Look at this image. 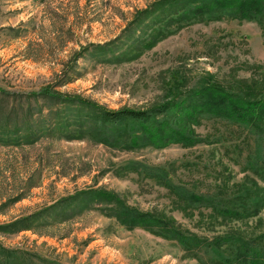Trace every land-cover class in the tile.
I'll list each match as a JSON object with an SVG mask.
<instances>
[{
  "label": "rangeland",
  "instance_id": "rangeland-1",
  "mask_svg": "<svg viewBox=\"0 0 264 264\" xmlns=\"http://www.w3.org/2000/svg\"><path fill=\"white\" fill-rule=\"evenodd\" d=\"M153 2L0 0V118H12L11 123L31 118L34 127L53 125L60 118L54 114L59 106L42 96L29 97L46 85L110 110H143L168 100L170 90L182 92V99L187 90L203 86L208 77L227 87L235 79L264 77V27L256 21L192 24L137 59L106 61L112 54L98 52L93 45L117 38L113 47H121H116L118 54L130 41L124 28L138 10ZM22 106L30 107L31 114L25 116ZM195 128L200 135L211 136L214 143L187 148L172 143L160 149L128 151L110 148L88 136L67 139L57 129L32 142L0 141V146H10L0 155V164H7V174L0 173V180L8 178L0 182V225L41 210L76 190L104 187L142 210L166 211L184 229L200 236L212 237L237 228L251 233L253 220L209 221L197 212L184 216L172 206L169 192L143 172L130 169L118 175L125 164L140 161L163 166L176 183L208 192L215 190L220 180L239 181L250 174L242 171L249 149L243 139L245 130L208 117ZM241 143L242 154L233 149ZM256 179L264 187V182ZM58 214L50 211L28 229L0 231V248L58 264H198L175 241L140 228L127 230L96 209H85L60 223ZM261 214L264 216V209Z\"/></svg>",
  "mask_w": 264,
  "mask_h": 264
},
{
  "label": "trees",
  "instance_id": "trees-1",
  "mask_svg": "<svg viewBox=\"0 0 264 264\" xmlns=\"http://www.w3.org/2000/svg\"><path fill=\"white\" fill-rule=\"evenodd\" d=\"M225 19L256 21L264 27V0H154L146 8L138 10L124 28L130 41L118 54L116 47H121H113L117 38L94 44L93 47L98 52L112 54L110 58H105L106 61H131L184 27ZM175 83L177 87L179 82L176 80ZM169 94L168 100L147 109L124 107L110 110L78 94H66L46 85L29 97L42 96L59 106L54 114L60 118H56L53 125L45 123L41 127H34L31 118H21L15 123H11L12 118H0V141L5 144L20 143L22 140L32 142L39 135L53 133L57 129L65 133L67 139L88 136L117 150L160 149L172 143L187 148L214 143L211 136H202L196 131L195 127L204 117L225 120L233 127L246 131V138L243 139L248 142L249 149L244 156L242 171L250 174H244L241 180H220L215 190L200 192L182 182H174L163 166H148L140 161L125 164L122 168L124 172L118 175L130 169L143 172L169 192L172 206L184 216H193L197 212L200 218L209 221L248 223L253 220L251 233L237 228L212 237L200 236L184 229L166 211L142 210L129 204L117 192L104 187L76 190L41 210L0 225V231L28 229L50 211L59 213L56 218L58 223L68 221L90 208L114 219L127 230L140 228L175 241L198 264H264V216L261 214L264 187L256 179L264 182V77L235 79L229 87L208 77L203 86L187 90L182 99H179L182 95L179 90H170ZM23 114L30 115V107L23 109ZM67 115L73 118H61ZM69 126H74V130H70ZM241 145L243 143L233 145V149L240 154L243 153ZM203 210L208 212L204 214ZM0 264L58 263L46 258L36 261L18 250L2 247Z\"/></svg>",
  "mask_w": 264,
  "mask_h": 264
},
{
  "label": "crops",
  "instance_id": "crops-1",
  "mask_svg": "<svg viewBox=\"0 0 264 264\" xmlns=\"http://www.w3.org/2000/svg\"><path fill=\"white\" fill-rule=\"evenodd\" d=\"M6 148H10V146H0V155H5V152L7 151H5V149ZM6 165L7 164H5L4 166H3V164H0V173H2V174H5L6 172H7V169H6ZM13 173H15V170L13 171V170H11ZM17 171V170H16ZM12 173V174H13ZM7 174V173H6ZM6 181V180H8V178H6V179H2V180H0V182H3V181ZM13 181H15V182H17L18 181V179H15V178H13Z\"/></svg>",
  "mask_w": 264,
  "mask_h": 264
}]
</instances>
